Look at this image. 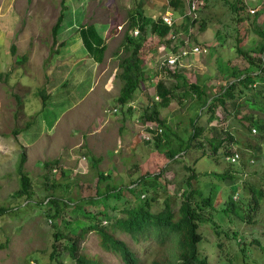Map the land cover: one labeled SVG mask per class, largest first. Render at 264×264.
<instances>
[{
    "label": "rangeland",
    "instance_id": "obj_1",
    "mask_svg": "<svg viewBox=\"0 0 264 264\" xmlns=\"http://www.w3.org/2000/svg\"><path fill=\"white\" fill-rule=\"evenodd\" d=\"M235 1L209 0L201 9L199 18L192 23L180 18L184 16L186 6L185 9L175 11L180 37L176 40L177 43L185 40L187 46H199L201 50L200 53L185 58L183 65L179 64L175 68L177 73L183 75L179 77L182 88L175 89L176 98L163 107L160 105L156 86L161 79L167 86L175 83L168 77L167 70L161 68V63L170 54L172 46L167 44V38L152 33V23L164 16L167 10L173 9L168 5V0H65L69 9L65 12V20L56 37L53 35V26L62 10V0H0V72L9 73V78L0 82V210L12 208L11 213L0 216V264H75L69 252L62 249V245L61 253L52 257L54 245L63 241V237H57L70 234L71 238H75L83 233L84 226L92 225L97 219L103 221L102 225L111 231L116 221L106 220L102 211L106 210L115 217L123 218L126 213L121 212V208L125 205L133 206L137 202L133 196L125 202L115 196L107 198V203L93 202L92 199L100 197V193L109 189V185L111 189L122 186L125 195L127 185L134 186V179L146 174L153 175L154 177L148 178L153 182L152 191L144 192L143 197H156L152 203L155 212L162 209L167 199L172 203L173 211L177 212L186 199L182 193L188 189V177L194 172L201 180H192L193 188L203 191L206 196L210 191L213 192V212L216 213L212 216L213 219L208 215L209 218L200 224L205 238L202 248L203 251L207 250L201 256L212 264H217L220 251L214 244L217 240L215 234L210 233L216 221L221 226V239L224 241L228 240L227 237L234 229L240 228L243 238L248 239L251 233H255L253 237L261 241V245L239 252L241 258L234 264H264V225L259 224L258 231L248 223H242L246 217L243 212L239 214V209L237 217L222 215L233 185L230 180L232 178L221 180L222 176L217 175L221 178L218 179L209 174H223L234 167L250 180L262 177L264 156L257 160L260 156L257 147L259 143L264 145V137L258 130L250 131L248 122L241 119V116L234 117L230 105L228 109L225 108L230 113L229 116L220 107L217 109L219 119L209 124L207 119L210 113L205 108L202 109L199 100L191 96L183 97L184 78L188 84H207L212 95L225 83L222 79L228 69H250L248 59L237 48L241 47L248 55H255L250 49L260 41L254 28L257 24H264V0H240L238 10L233 6ZM249 8L258 10L252 13ZM137 9L143 10V19L135 13ZM131 13L136 14L135 27L144 26L145 34L152 40L145 42L142 51L145 80L131 99L135 106L133 115L121 108L116 100L106 108L109 110L108 114L112 110L118 117L124 114L131 120L134 118V126L126 127L127 133L131 132L132 136L129 137L126 133L125 137L124 133L121 134L117 124L104 129L94 128L93 113L89 114L87 111L89 115L86 127L73 112V124L67 131L69 136L60 132L63 128H58L60 131L52 134L48 130V120H55L61 110L81 99L95 80L92 62L81 50L82 46H78L81 45L79 41H93L94 33L108 41L111 48L108 54L118 50L119 55L107 57L104 65L105 78L113 73L118 76L121 73V60L127 54L124 44L120 43L126 41V32L132 21ZM258 13L259 18L255 22V15ZM239 17L244 19L243 22L239 23ZM130 35L139 37L140 34L136 35L134 29L130 31ZM53 41L56 43L53 44ZM65 41L72 47L68 52L65 49L69 46H61ZM117 43L115 49L114 45ZM13 45L16 46L15 54L12 53ZM58 49L59 53L56 52ZM66 72L68 78L63 82L65 85L59 87L58 96L56 89L52 91L53 98L43 110L39 90L52 86ZM118 83H122L121 76ZM16 94L20 95L19 99ZM26 97L30 99V105L25 103ZM154 107L180 139L191 135V121L195 119L199 124L207 125L204 135L215 134L218 138L233 135L238 142L229 144L224 141V146L230 145L229 149L238 153V161L231 162L230 157L223 156L226 147L221 148L220 157L204 156V149L210 150L197 147L201 138L205 139L204 136L194 141L185 156L181 153L177 159L170 161L148 143L153 135L147 133V128L154 127L156 123L145 122L143 117L146 109L151 112ZM26 125L29 126L31 137L30 134L15 133ZM96 131L99 134L95 135ZM59 135L69 138L65 136L66 139L61 138L60 141ZM23 155V171L32 180V201H28L27 196H15V192L21 187L22 174L19 166ZM161 171L162 174L155 178ZM53 183L55 187L52 186ZM239 186L242 187L239 183L233 187L236 190ZM140 187L150 189L146 184ZM54 192L72 203L60 206L61 213L57 219L49 215V211L56 209V205L46 200ZM247 195L243 191L241 200ZM193 198L199 200V195L194 193ZM261 201L264 203V199ZM79 204L82 205L81 209L76 208ZM249 204L251 203H240L246 205V208L253 207ZM211 208L207 207V211ZM254 210L260 212L255 218L264 220V210L260 206ZM94 216L96 219H91ZM232 223L236 226L233 225V229L229 230ZM113 229L115 230L110 233L140 255L142 264H150L155 257L171 256L172 242H160L146 237L136 240L120 228ZM69 240L68 236L64 237L65 242ZM78 247L95 259L97 264H124L118 254L104 248L103 239L97 231L88 232L85 237L79 238Z\"/></svg>",
    "mask_w": 264,
    "mask_h": 264
},
{
    "label": "trees",
    "instance_id": "obj_2",
    "mask_svg": "<svg viewBox=\"0 0 264 264\" xmlns=\"http://www.w3.org/2000/svg\"><path fill=\"white\" fill-rule=\"evenodd\" d=\"M209 1V0H208ZM240 0H236L233 3L235 9L238 10V4ZM169 6L173 8V10L185 9V3L183 0H168ZM245 7H243L244 9ZM67 5L65 0H62V10L58 16V19L53 26V35L57 36L61 26L66 17ZM136 14L140 16L143 13V10L140 11L137 9L135 11ZM131 13L132 21L129 24L128 31L126 32V41H125V49L127 50V54L122 58L120 67L121 78H122V88L120 90L119 96L116 101L118 104L126 105L131 99L134 97L136 91L140 88L141 82L145 80L146 72L144 70V56L142 55L143 46L145 42L152 41L145 34L144 26H136V14ZM259 14L255 15V22L259 18ZM143 19L144 16H141ZM185 19L194 22L191 17L186 16ZM243 18L239 17V23L243 22ZM147 24V20H144ZM203 27L205 25H202ZM139 29V37H133L130 35V31L134 29ZM171 27L164 22L163 16L156 22L152 23V33L161 38H167V44H171V38L168 37L170 35ZM176 32H179V27H174ZM255 34L260 38V41L256 43V45L250 49L251 52H254L255 55H248L247 51L238 47V52L242 53L250 63V69L241 70L238 67H234L232 69H228L227 74L223 75V81L221 88L219 91H216L214 94H210L208 91L207 84L200 85L199 83H190L188 84L186 78L184 81L185 91L183 93L184 96L195 97L201 103L202 109L205 108L209 111L210 116L207 119V122L211 124L216 119H219L217 115V109L223 108L225 110L228 109L229 105L232 106L234 111V117H240L248 122L249 130L259 131L264 137V24H257L254 28ZM93 41H83L89 53L94 56L97 61H102L104 52L107 48L106 43L103 38L98 34L94 33ZM56 41H53V44ZM64 42H62L61 46H64ZM179 46H175L173 48V52H176ZM60 52V49L56 51ZM12 53H16V46H12ZM25 59V57L23 58ZM20 61V58L18 57ZM164 69L167 70L169 74L168 77L174 80V85L167 86L165 81L162 79L157 82L156 90L157 94L160 97V105L166 107L169 103L176 98L175 89L182 88V84L179 81V77L183 76L181 73H177L176 70L173 71L168 67ZM9 78V73L0 72V82L3 80H7ZM190 88V89H189ZM40 96L42 98L43 106L47 105V100L49 96L47 95L46 88H42L39 90ZM181 101V100H180ZM226 116H229L230 113L226 111ZM201 115V113L199 114ZM143 120L145 122L156 123L154 127H148L147 133L152 134L153 137L149 139L148 143H151L154 149L158 150L160 153L164 154L168 159L174 160L177 159V156L181 153L185 154L189 150L190 147L194 145V141L199 137L204 136L205 139L201 138L199 141L198 148H208L204 149V156H215L220 157V150L223 147H226V150L223 156L233 157L238 153L235 151H231L229 149L230 145L224 146V141H228L229 144L237 143L238 141L234 138L233 135H227L225 138H218L215 134L212 136L208 133L204 135L207 125L199 124L198 120H192V133L188 138L180 139L173 130V128L167 123L166 119H162L160 116V111L157 108H153L151 112L149 109H146ZM213 129V128H212ZM15 133H19L16 130ZM258 155H260L257 160L264 156L262 153L264 151L263 143H259V147H257ZM262 153V154H261ZM231 161V158H230ZM238 160L235 161V163ZM25 162V155H23L19 172L22 174L21 176V187L15 192V196L22 197L27 196L28 201H32V180L31 177L23 171V163ZM233 164V163H231ZM234 169V167H232ZM229 168L223 174L219 173H209L215 177L222 176L223 179L218 177V179L232 180L231 192L227 195L226 208H223V214L228 217L231 215L239 216V214L243 212L245 214V219L242 223H248L249 226L256 228L258 231L260 230L259 224L264 225V220L256 219L255 216L259 215L260 212H256L254 208L257 206L261 207V210H264V203H262L261 199H264V173L262 177L259 179L255 178L250 180L241 173V170ZM190 169V167H187ZM194 168H191V170ZM163 171L155 175V178L159 177ZM258 174V173H257ZM218 175V176H217ZM154 177L153 175L146 174L142 175L137 179L133 180L134 186L127 185L126 193L123 195L122 186L114 187L111 189L109 185V189L101 192V196L97 199H92L93 202L99 203H107L105 200L110 196L117 197L120 201L125 202L127 198L133 196L136 198L137 202L134 203L133 206L125 205V207L121 208V212L126 213V215L121 217H115L114 214L107 213L106 210L102 211V214L106 218V220H114L116 223L112 225L111 231L107 229V226H103L102 222L97 219V222L92 225H87L83 227V233L78 235L75 238H71L70 234H65V236L60 235L57 238L60 239L63 237V241H60L59 244L54 245V251L52 252V257L57 256L61 253L60 246L62 245L63 250H67L75 264H97L95 263V259L89 257L86 253L82 252L78 247V239L81 237H85L88 232L97 231L100 238L103 239V245L106 250L112 251L118 254L123 260L125 264H142L139 256L135 251L131 249L130 246L127 245L124 241L117 238V236L113 235V228H120L121 230L131 234L136 240L142 239L143 237L165 242H172V251L170 252L171 256H164V258H153L150 264H209L206 258L201 256V253L207 252V250L203 251L202 242L205 240L204 232L200 231V224L203 220L208 219V215L210 218L215 212L214 205V196L213 192L210 191L208 196L205 195L203 191L197 190L193 188L191 183L192 180L200 181L201 179L198 175L192 173L187 180L188 189L184 190L182 195L186 198L182 203L181 208L174 212L172 209V203L167 199L165 205L158 212L153 211L152 203L156 200L155 196L152 197H143L144 192H150L153 188V182L148 180L150 177ZM254 178V177H253ZM234 179V180H233ZM234 181L236 183H234ZM242 185V187H238L236 190L233 186ZM143 184L149 185L150 189H146L145 187H140ZM55 187V183L52 184ZM140 187V188H138ZM246 191L248 194L243 200H241V193ZM194 193L199 195V200H195L193 198ZM251 193V194H250ZM237 198H235V196ZM246 199V200H245ZM48 202L56 205V209H52L49 212V215L53 219H57L61 213V205H71L68 199H64L58 193H51L46 197ZM245 200V201H244ZM198 203V204H195ZM240 203H251L253 207L246 208V205H240ZM254 203V204H252ZM76 204V203H75ZM106 205V204H105ZM207 207H212L211 210L207 211ZM76 208H82V205H77ZM84 209V208H83ZM246 209H250L246 211ZM12 208H2L0 210V216L5 213H11ZM255 212V213H254ZM91 219H96L94 216ZM231 222V221H230ZM214 227L210 231V233H214L217 240L214 244L217 246L219 252V259L217 264H234L235 261L241 258L239 252H246L252 246L261 245V241L254 238L253 235L255 233H251L248 239H245L241 236L240 230L234 229L232 233L227 237V241L221 239L220 230L221 226L218 225L216 221L213 223ZM233 223L229 230H232ZM236 226V225H234ZM264 227V226H263ZM235 228V227H234ZM247 228H244L246 230ZM57 234V233H56ZM60 234V233H59ZM68 236L69 241L65 242L64 237ZM234 249V251H233ZM232 250V252H231ZM58 251V252H57ZM209 252V251H208ZM62 264V263H60Z\"/></svg>",
    "mask_w": 264,
    "mask_h": 264
},
{
    "label": "crops",
    "instance_id": "obj_3",
    "mask_svg": "<svg viewBox=\"0 0 264 264\" xmlns=\"http://www.w3.org/2000/svg\"><path fill=\"white\" fill-rule=\"evenodd\" d=\"M104 42L106 43L107 48H106V50L104 52V56H103L102 61L99 62V61H97L94 58V56H92L89 53V51L87 50L86 46L84 45V42L83 41H79V44H81V45H78V46H82L81 50L84 51V54H85V56H87L88 60H90V62H92L95 80H94L93 84L90 86V88L87 91V93L81 99L76 100L68 108H66L64 110H61L59 112V114L57 115L55 120H52V119L48 120V122H50V124H49L50 126H49L48 130L51 131L52 134L55 135L57 132H59L60 130L58 128H63L60 132L62 134H67V131L69 130V128L72 127V124H73V122L71 121L72 119H74L71 116L73 114V112L76 113V116H79V122H80V119L83 121L82 125L84 127H86V124H87L86 123V118L88 117V115L90 113H93V117L94 118L93 117L92 118L95 119V123L93 122L92 124H93V127L96 128V129H98V128L104 129L106 127H109L111 124H113V125L117 124V126H119L118 127L119 128V132L121 134L124 133V136H125L126 133H127L126 127L127 128L131 127V125L134 126V124H133L134 118H133V120H131V118L129 116H125L124 114H123L122 117H118V115L114 114L112 112V110H111L110 114L107 113L108 111H107L106 107L109 106V104L112 103L113 100L117 99V97L119 96L120 90L122 88V83H118V78H119L121 73L118 76H117V74L113 73L110 76H108L107 78H105L106 68H105L104 65L106 64L105 61L107 60V57L117 56V55H119V53H118V50L117 51L115 50V51L111 52L110 54H108L109 53V49H111V48H110V45H108V41H104ZM115 42H117V41H115ZM64 43L65 44H64L63 47H66V46L68 47L69 46L68 42L65 41ZM122 43L125 45L124 41L121 42L120 44H122ZM114 46H116L115 47V49H116L117 46H118V43L115 44ZM70 48H72V47L69 46L68 48H66L65 49L66 52H68ZM122 48H120V49H122ZM121 71H122V68H121ZM67 78L68 77H67V72H66L65 76L61 75V76H59L57 78V82L56 83H54L50 87L49 86L46 87L47 88L46 92H47V95L49 96V98L47 100V103H48L49 100H52V98H53L52 97V93H53L52 91L54 89H56L57 96H58V89H59V87H62L63 85H65V83H63V82L65 80H67ZM141 93L143 94V90L142 89H141ZM19 96H20L19 94H16V98L19 99ZM20 102H21V99H20ZM25 103H28V105H30V99L26 97L25 98ZM41 103H42V109L44 110L43 102H41ZM129 104L131 106H129L127 108L126 107L125 108L123 107V108L127 110L129 115H133L132 114L133 107L135 108V106L133 105V100H131ZM52 106H53V104L51 105V108H52ZM83 106H86V107L83 108ZM86 111L89 114H87ZM66 119H69L71 122L69 120H66ZM64 120H66V121H64ZM28 127L29 126L26 125L24 128L19 130V133L20 134L24 133V134H27V135L30 134V137H31L32 134L29 131L30 129H28ZM96 134H99V132L96 131L95 135ZM91 135L93 136L94 133H92ZM37 136H39V134ZM65 136L66 135L61 137V135H59L60 141H61V138H62V140H65L66 137H67V136L66 137ZM127 136H129V137L132 136L131 132H128ZM67 138H69V137H67ZM59 139H57V140H59ZM39 140L41 141V139H39ZM35 141L38 142V140H35Z\"/></svg>",
    "mask_w": 264,
    "mask_h": 264
},
{
    "label": "built area",
    "instance_id": "obj_4",
    "mask_svg": "<svg viewBox=\"0 0 264 264\" xmlns=\"http://www.w3.org/2000/svg\"><path fill=\"white\" fill-rule=\"evenodd\" d=\"M186 6V12L184 16L181 17V19L185 18L186 16L191 17L192 19H198L199 13L201 9L207 4L208 0H183ZM249 10L252 13H255L258 9L257 8H249ZM163 20L165 23H167L173 30L170 32V37L176 42L178 39L177 32L174 31V26L178 24V20L174 17V12L168 10L166 14L163 16ZM138 30H135V34H138ZM200 47L199 46H193V47H181L176 52H171L162 62V68L168 67L172 70H175L176 67H179V64L183 65V60L185 58H188L191 55H195L197 53H200ZM238 158L237 155H235L232 158V161H236Z\"/></svg>",
    "mask_w": 264,
    "mask_h": 264
},
{
    "label": "clouds",
    "instance_id": "obj_5",
    "mask_svg": "<svg viewBox=\"0 0 264 264\" xmlns=\"http://www.w3.org/2000/svg\"><path fill=\"white\" fill-rule=\"evenodd\" d=\"M170 10V9H169ZM168 11V10H167ZM170 11H173L174 13H175V10H170ZM186 12V11H185ZM185 14V13H184ZM181 18V17H180ZM186 18V17H185ZM185 18H183L184 20H185ZM193 20H195V19H193ZM177 26V25H176ZM176 26H174V27H176ZM137 29V28H136ZM135 29V30H136ZM138 30V29H137ZM171 30H173V29H171ZM139 31V30H138ZM175 31V30H174ZM171 32V31H170ZM176 32V31H175ZM138 34H139V32H138ZM178 34V33H177ZM137 35V34H136ZM168 37H170V36H168ZM171 38V37H170ZM178 39H180V37L178 36ZM171 46H172V49H171V51H170V53L173 51V48L175 47V46H179V45H182L181 47H188V48H190L189 46H187V44L184 42L185 40H182V42L179 44V43H177V41L176 42H174V40L171 38ZM181 47H179L178 49H180ZM178 49H177V51H178ZM164 61V60H163ZM161 68H162V63H161ZM165 67H163L162 69H164ZM170 69V68H169ZM172 70V69H171ZM173 71H175V70H173ZM157 98H159L158 96H157ZM130 103V102H129ZM126 104V105H121V104H119V106L121 107V108H127V107H129V106H131L130 104ZM116 110V109H115ZM107 111H109V110H107ZM234 157V156H233ZM233 157H230L231 158V162H235V161H232V158ZM239 158V157H238ZM238 158H237V160H238ZM171 161V160H170ZM235 198H237L236 196H235ZM233 229V228H232ZM200 231L201 232H203V230L200 228ZM204 254V253H203ZM203 258H205V257H203ZM217 258V257H216ZM207 259V258H206ZM217 261H218V259H217ZM207 262L209 263V264H212L211 262H209L208 260H207ZM218 263V262H217ZM125 264V263H124Z\"/></svg>",
    "mask_w": 264,
    "mask_h": 264
}]
</instances>
